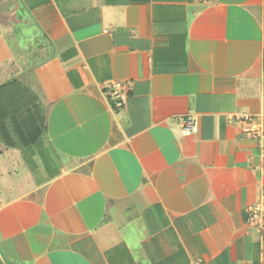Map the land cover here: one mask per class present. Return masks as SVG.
<instances>
[{"label":"crops","instance_id":"0c3cea01","mask_svg":"<svg viewBox=\"0 0 264 264\" xmlns=\"http://www.w3.org/2000/svg\"><path fill=\"white\" fill-rule=\"evenodd\" d=\"M11 78L49 112L0 147V264H264V139L228 119L264 132V0H0Z\"/></svg>","mask_w":264,"mask_h":264},{"label":"trees","instance_id":"16d2710c","mask_svg":"<svg viewBox=\"0 0 264 264\" xmlns=\"http://www.w3.org/2000/svg\"><path fill=\"white\" fill-rule=\"evenodd\" d=\"M48 112L49 104L39 89L15 78L0 79V147L24 152L39 143Z\"/></svg>","mask_w":264,"mask_h":264},{"label":"built area","instance_id":"2783aa9c","mask_svg":"<svg viewBox=\"0 0 264 264\" xmlns=\"http://www.w3.org/2000/svg\"><path fill=\"white\" fill-rule=\"evenodd\" d=\"M103 89L107 90L115 100L118 101L119 106L125 100V92L126 87L121 83L107 84L103 87ZM229 121H236L241 126L245 134L252 139H257L261 142L264 139V132L259 127H254L253 120L247 115H230L228 117ZM184 132L183 135L189 136L195 132H197L196 124L186 119L183 121ZM263 154V164H264V149L262 151ZM261 175L264 177V166L261 170ZM1 204V202H0ZM264 224V192L261 194L260 199L256 202L250 209L247 218V225L255 228L258 231H261ZM194 264H200L199 261H196Z\"/></svg>","mask_w":264,"mask_h":264}]
</instances>
